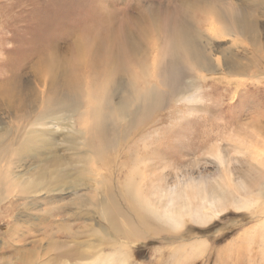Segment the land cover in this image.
<instances>
[{"label":"rangeland","instance_id":"1","mask_svg":"<svg viewBox=\"0 0 264 264\" xmlns=\"http://www.w3.org/2000/svg\"><path fill=\"white\" fill-rule=\"evenodd\" d=\"M41 178L69 189L31 203ZM229 179L251 207L171 222L169 188ZM260 189L264 0H0V264H101L132 227L131 264H260Z\"/></svg>","mask_w":264,"mask_h":264},{"label":"bare ground","instance_id":"2","mask_svg":"<svg viewBox=\"0 0 264 264\" xmlns=\"http://www.w3.org/2000/svg\"><path fill=\"white\" fill-rule=\"evenodd\" d=\"M227 177H229V176H227ZM244 183H245V181L240 180V181H237L235 184L233 179H229L228 182L224 181L223 183H219L218 186H214V187L209 188V189H205V187H203V185L193 186L194 184H191V185H189L190 190L187 189V187L181 188L179 185L176 184L174 187L169 188L164 194V198H167V201H168L167 211L171 214V217L174 218V220H172L171 222H175L176 224H180L181 223L180 220H183L184 217L189 216V217L194 218V219L198 218V219L204 221L203 223H206L213 216H218L220 214H224V211L226 210V205L228 203H230V205H232L236 210H240L243 208L248 209L249 207H251V205L253 203V201L251 200L252 199L251 198V192H253V189L251 191L249 189V187L251 188V184L253 186H254V184L251 183L250 186H248L247 183L246 184H244ZM225 184H227V185L225 186ZM19 185L21 186V187H19V192L25 198L32 199L31 203H33L34 201L37 202L39 196L42 195V193H44V194L53 193L54 195H52V196L54 198L57 192H62V191L65 192V190L69 189L68 186L65 187L64 184H60L55 180H51V181L48 180L47 181V180L42 179V178L39 181H36V180L27 181L26 180V182H22ZM262 185H263V183L259 184L260 187ZM16 186H18V185H13V187H16ZM233 187L234 188L239 187V188L233 189ZM97 190H98V188H97ZM129 190H131V189H129ZM240 190H243V195L239 193ZM0 193H3V192H0ZM258 193L264 194V190L260 189V191ZM136 196L137 197L141 196V194L138 192ZM5 197H7V196H5ZM45 198H46V196H45ZM75 202L76 203L74 205H82L80 198H76ZM61 206L63 208L64 205H61ZM55 207H56V211H55V213H56L59 210H58L57 206H55ZM113 210H114V208L111 206H109L107 209L102 207V209H101L102 218H105V220H106V218L113 213ZM251 210H253V207L251 208ZM84 212H86V211L82 207H76L73 214L78 216ZM92 212L94 214L96 213L95 211H92ZM230 213L231 212H228V213H226V215L230 214ZM29 217H31V216H29ZM47 221H49V220H47ZM260 221L261 220L258 221L259 222L258 224H256L255 226L252 227L251 230H254V231L249 232V233H252L253 235L256 233L257 234V235H255L256 238L260 239L261 242H264V222H260ZM111 224L113 226L115 225L113 222ZM50 229H51V227H50ZM138 231L135 232L133 227H132V230L130 228H126V235L127 236H126L125 244L122 246H117L113 243H109L108 244L109 246H107V247L109 248L110 252L108 254H106L107 252H105V251H102L103 253L105 252V254H101L102 252H100V254L96 253L97 259L101 262V264H114V262H117V264H120L119 263L120 261H124V262H127V264H131L130 261L128 260L129 256L127 257V251H126L128 249L127 243H129V241H131V236L132 237L135 236ZM133 233H135V234H133ZM17 234H19V233H17ZM95 235H97V234H95ZM12 236L14 238L15 235L13 234ZM136 237H138V235H136ZM98 240H99V242H103L101 240V238H99ZM58 241L59 240H52V243H50L47 247H44V248L41 247V248H39V250H37V249L27 250L29 253H27L25 255V257H23L19 261V263L20 264L56 263L57 257H58V252L56 250H60L63 248L62 245ZM113 241H110V242H113ZM42 242L43 241H41V243ZM36 244H34V245H36ZM38 245L43 246L42 244H38ZM98 246L99 245L97 244V248H98ZM100 247H101V245H100ZM223 252L221 253V255H219L218 260L225 262L226 261L225 258L227 256H230L231 261H232L231 264H235L241 256L243 257V261H244L245 256L248 255V252L243 251V250H238L237 252L233 251L232 253L225 255V256L223 255ZM260 259L262 260V262L260 264H262L264 262V257L261 256ZM224 262H223V264H224Z\"/></svg>","mask_w":264,"mask_h":264}]
</instances>
